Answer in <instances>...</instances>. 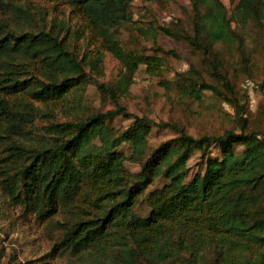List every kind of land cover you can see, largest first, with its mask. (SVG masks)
I'll return each mask as SVG.
<instances>
[{
    "label": "trees",
    "instance_id": "obj_1",
    "mask_svg": "<svg viewBox=\"0 0 264 264\" xmlns=\"http://www.w3.org/2000/svg\"><path fill=\"white\" fill-rule=\"evenodd\" d=\"M66 1L123 66L115 88L105 89L109 95L127 90L139 64H146L150 73L158 70L159 57L125 52L115 42L113 30L130 18L131 0ZM0 6L10 9L15 25L30 17L14 0H0ZM192 8V32L177 26H163L161 32L209 53L216 44L238 40L233 17H227L221 0H193ZM263 8L264 0H238L232 16L260 20ZM9 20L0 19V93H25L35 102H48L63 99L85 82V71L58 35L56 23L33 32L20 31ZM31 65L38 76L26 84ZM184 77H176L183 93L199 98L210 90L226 99L220 88ZM222 84L232 92L227 80ZM6 107V100L0 99V108L7 112ZM239 112V130L219 135L193 137L174 124L143 116L115 134L106 122L119 114L129 116L116 103L85 119L57 124L50 143L10 147L19 162L5 174L3 187L12 200L31 206L41 219L59 211L71 215L63 244L78 256L91 248L86 254L92 255V264H198L211 247L218 256L237 250L245 257L238 264H264V131L247 130ZM153 126L172 128L177 136L159 144L140 170L130 173L124 162L144 153ZM123 143L131 146V157L117 150ZM236 145L241 146L239 152ZM212 147L219 156L211 154ZM195 151L204 169L187 178V162ZM157 177L165 182L147 193L149 212L135 215L132 207Z\"/></svg>",
    "mask_w": 264,
    "mask_h": 264
},
{
    "label": "rangeland",
    "instance_id": "obj_2",
    "mask_svg": "<svg viewBox=\"0 0 264 264\" xmlns=\"http://www.w3.org/2000/svg\"><path fill=\"white\" fill-rule=\"evenodd\" d=\"M192 1L131 0L130 18L113 30L115 42L125 52L159 57L161 64L155 73L148 72L146 64H139L127 90L123 93L116 90L114 97L105 89L115 88L123 66L106 49L107 43L92 35L87 21L85 23L66 0H14L30 15L19 25H15L17 22L12 19L10 9L0 6V19H11V24L18 26L20 31L49 30L56 23L58 35L86 74L85 82L70 90L63 99L35 102L25 93H0V99L7 104V112L0 108V264H92V255L86 254L91 248L78 256L63 244L71 215L59 211L41 219L31 206L12 200L4 190L5 174L12 173L19 162L17 154L10 149L13 145L30 149L50 143L56 136L53 129L57 124L85 119L115 108L116 103L123 106L129 116L119 114L106 122L115 134L123 132L135 117L143 116L155 123L174 124L193 137L219 135L229 129L239 130L242 121L236 118L238 111L246 120L247 130L264 131V8L260 20L244 19L232 16L238 0H221L227 17H233L232 28L239 38L231 45L216 44L209 53L160 30L163 26H177L192 32ZM28 69L26 84L38 76L35 65ZM178 73H185V79L204 80L220 88L226 99L210 90H203L199 98L183 93L176 81ZM225 80L232 92L222 84ZM176 136L172 128L151 127L144 153L125 160V168L130 173L139 171L153 149ZM235 149L239 152L241 146L236 145ZM117 150L131 157L132 148L128 143ZM211 154L220 155L215 147ZM187 167V178L203 172L204 164L198 159L197 151ZM164 182L162 177L154 179L132 207L135 215H147V193ZM239 255L243 256L234 250L229 255L218 256L211 247L203 252L198 264H238L239 259L245 258ZM105 264L120 263L109 261ZM242 264L249 263L245 260Z\"/></svg>",
    "mask_w": 264,
    "mask_h": 264
}]
</instances>
